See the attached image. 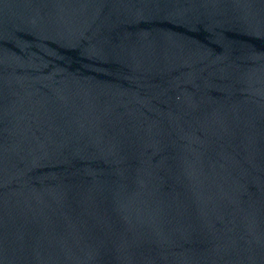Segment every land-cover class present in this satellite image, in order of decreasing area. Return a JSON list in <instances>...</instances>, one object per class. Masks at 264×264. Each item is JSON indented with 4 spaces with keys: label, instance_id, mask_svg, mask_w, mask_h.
<instances>
[{
    "label": "water",
    "instance_id": "95a60500",
    "mask_svg": "<svg viewBox=\"0 0 264 264\" xmlns=\"http://www.w3.org/2000/svg\"><path fill=\"white\" fill-rule=\"evenodd\" d=\"M0 264H264V0H0Z\"/></svg>",
    "mask_w": 264,
    "mask_h": 264
}]
</instances>
